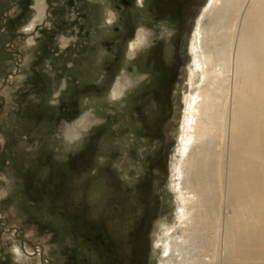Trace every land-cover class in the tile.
Here are the masks:
<instances>
[{"label": "rangeland", "instance_id": "374dc122", "mask_svg": "<svg viewBox=\"0 0 264 264\" xmlns=\"http://www.w3.org/2000/svg\"><path fill=\"white\" fill-rule=\"evenodd\" d=\"M206 1L145 0L140 7L130 0L118 10L119 0H44L28 33L36 1L0 0V264H69L70 255L75 264H160L155 242L167 238L170 224L181 229L172 170L180 164L188 44ZM210 20L207 13L203 24ZM142 27L149 41L131 59L129 41ZM179 31L182 64L174 49ZM124 71L135 85L111 101ZM70 127L79 134L73 143L64 137ZM222 142L224 255L233 144L228 134ZM193 181L186 172L184 184ZM14 245L44 252L17 257Z\"/></svg>", "mask_w": 264, "mask_h": 264}, {"label": "bare ground", "instance_id": "6f19581e", "mask_svg": "<svg viewBox=\"0 0 264 264\" xmlns=\"http://www.w3.org/2000/svg\"><path fill=\"white\" fill-rule=\"evenodd\" d=\"M35 1L37 14L24 28L28 33L43 15L44 0ZM137 3L143 7L145 0ZM105 10V22H112L113 10ZM207 13L212 21L204 25ZM13 15L11 10L8 16ZM148 34L142 27L129 41L131 59L149 41ZM60 41L65 42L62 36ZM28 42L36 41L29 37ZM188 55L178 139L180 164L172 170V188L179 201L176 217L181 229L177 234L170 224L164 230L167 238L155 242V247L161 249L160 264H264V0H207L196 19ZM115 82L111 101L135 85L134 78L126 72ZM76 130L77 127L66 129L65 140L73 143L79 135ZM227 134L233 144L229 149L226 196L232 214L224 221L229 246L221 255L225 153L221 143ZM252 159L257 164L253 165ZM186 172L194 176L190 184L194 186L184 184ZM215 199H221L220 206ZM194 207L197 211L192 214ZM237 229L243 233L236 234ZM18 248L14 245L12 250L17 257L24 253L42 257L44 252L40 247L25 246L24 253Z\"/></svg>", "mask_w": 264, "mask_h": 264}, {"label": "flooded vegetation", "instance_id": "af4514ba", "mask_svg": "<svg viewBox=\"0 0 264 264\" xmlns=\"http://www.w3.org/2000/svg\"><path fill=\"white\" fill-rule=\"evenodd\" d=\"M129 3H130V0H119V3L116 4V8L118 10H120L121 6L122 7H126V6L129 5ZM114 29L117 30V27L114 26ZM184 36H185L184 33L182 31H179L177 33V35H176V38H175V45H174L175 47H174V49H175V52H176V57H177V59H178L180 64H182L184 62V60H185ZM102 43L103 44H108V41L107 40H102ZM130 69H131V67H130ZM153 95H154V98L159 99V94H158V92L156 90L154 91ZM70 256H72L74 258L73 264H75L76 260H77L76 256L75 255H70ZM70 256H68L67 261H69V259H70L69 257Z\"/></svg>", "mask_w": 264, "mask_h": 264}, {"label": "water", "instance_id": "95a60500", "mask_svg": "<svg viewBox=\"0 0 264 264\" xmlns=\"http://www.w3.org/2000/svg\"><path fill=\"white\" fill-rule=\"evenodd\" d=\"M69 258H70V259H69V261H67V263L72 264L73 261H74V258H73L72 256H70Z\"/></svg>", "mask_w": 264, "mask_h": 264}]
</instances>
